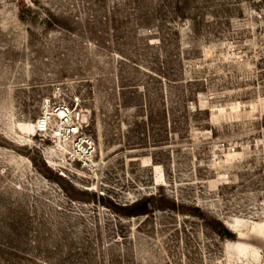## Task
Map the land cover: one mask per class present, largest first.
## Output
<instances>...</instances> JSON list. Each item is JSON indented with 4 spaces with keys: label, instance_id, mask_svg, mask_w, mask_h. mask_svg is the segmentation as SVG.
Listing matches in <instances>:
<instances>
[{
    "label": "rangeland",
    "instance_id": "obj_1",
    "mask_svg": "<svg viewBox=\"0 0 264 264\" xmlns=\"http://www.w3.org/2000/svg\"><path fill=\"white\" fill-rule=\"evenodd\" d=\"M0 264H264V0H0Z\"/></svg>",
    "mask_w": 264,
    "mask_h": 264
},
{
    "label": "built area",
    "instance_id": "obj_2",
    "mask_svg": "<svg viewBox=\"0 0 264 264\" xmlns=\"http://www.w3.org/2000/svg\"><path fill=\"white\" fill-rule=\"evenodd\" d=\"M77 107L75 101L73 107L61 103L50 108V113L43 111L35 120L34 135L46 138L54 149L58 148L60 141L61 144L64 140L69 141L70 145L64 155L65 162L72 168L77 166L78 169H90L94 164L95 145L85 134V129L88 127L87 119ZM45 163L47 164V161ZM51 168L54 170L53 167ZM59 173L61 175L62 171Z\"/></svg>",
    "mask_w": 264,
    "mask_h": 264
},
{
    "label": "bare ground",
    "instance_id": "obj_3",
    "mask_svg": "<svg viewBox=\"0 0 264 264\" xmlns=\"http://www.w3.org/2000/svg\"><path fill=\"white\" fill-rule=\"evenodd\" d=\"M43 107L46 109L45 111L46 112H51V109H50V105H49V103L48 102H45L44 104H43ZM44 110V109H43ZM52 125H56L55 123H52ZM35 129H36V125H35V122H34V132H35ZM64 143L63 144H61V141H60V144L58 145V148L57 149H52L53 151H55L57 154H59V157L60 158H62V159H60V160H58V162L60 163L61 162V164L62 163H64V164H66L67 166H69L66 162H65V159H64V155H65V152H66V149H67V147H69V141H63ZM61 168H63V167H61ZM79 169H81V170H88V171H91V170H95V163L93 164V167L92 168H90V169H85V168H79Z\"/></svg>",
    "mask_w": 264,
    "mask_h": 264
}]
</instances>
